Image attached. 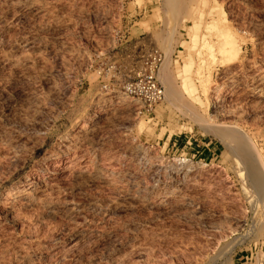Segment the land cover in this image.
<instances>
[{
  "label": "rangeland",
  "instance_id": "obj_1",
  "mask_svg": "<svg viewBox=\"0 0 264 264\" xmlns=\"http://www.w3.org/2000/svg\"><path fill=\"white\" fill-rule=\"evenodd\" d=\"M165 74L190 76L197 117ZM262 76L264 0H0V264H264V198L230 146L235 126L264 178Z\"/></svg>",
  "mask_w": 264,
  "mask_h": 264
},
{
  "label": "bare ground",
  "instance_id": "obj_2",
  "mask_svg": "<svg viewBox=\"0 0 264 264\" xmlns=\"http://www.w3.org/2000/svg\"><path fill=\"white\" fill-rule=\"evenodd\" d=\"M218 28L220 29V26ZM223 28L224 27H222V25H221V29L224 30L225 33L224 32L220 33L221 30L218 31L219 32L218 33L219 35L217 34L218 37L222 38L223 35L224 36L226 35L227 30H225ZM222 33H223V35H222ZM227 36L229 37V35H227ZM194 39H193V42H194ZM227 39L224 37L222 40H220V42L218 41L220 45H218L217 50H219L218 52H220L222 54L221 55L222 59L220 58V61L222 63L225 62V61L227 62L228 60L230 61V59L232 60V58H234V55L236 53H238L237 52V48L234 47L235 41L233 40L234 43L232 44L233 45L232 46L231 43L228 41L229 39L228 40ZM233 41L231 40V42H233ZM193 42H191V43H193ZM168 65H169V63H168ZM165 66H166V64H165ZM181 68H182V66H181ZM181 70H183V72L185 73V68L184 67ZM176 72L179 75L180 72H178L177 70H176ZM182 74H181V76L179 75L180 78L184 77V75H186V74H183V75ZM205 74H207V73L201 72L200 69H197L195 74H194L196 76L195 80L196 79L198 80V82H199L198 84H200V87L202 89V90L200 89V92L202 91L203 93L207 92L206 88L209 87L208 85L206 86V83H209V82H207L208 78H206V76L208 77V75H205ZM168 75H170V74H168ZM168 75H166L165 78L163 77L162 80H161L163 85H164V87H165V97H166V99L170 101L175 96H177L178 97L177 99H182L183 103H185V104H183V106H185V109H186L185 112L188 115H191L193 117H197V115L200 114V113H198L199 111H197V109H196L197 105H195V104H197V103L199 104L201 100L199 101V98L196 95L197 94L195 92L196 88L191 83L190 76L188 75L187 77L182 78L180 84L177 86V84H175V82L173 81V79L171 77L173 75H171V76H168ZM174 75H176V74H174ZM259 78H261V77H259ZM262 79L264 80V77ZM207 94H209V93H207ZM205 96H207V95H205ZM119 98L121 100H125L126 99V95H120ZM178 106H179V104H178ZM230 133L232 135V140H231V143H230L231 150L238 157V159L243 163V165L245 166V170H246L244 172H246L248 174V176H249L250 180L252 181V183H254V185H256L259 188V190L261 191V197L264 198V178L261 176V169H259L257 166H255V154H256V152L254 150L255 148H253L252 142L249 140V138L239 128H237L235 126L230 128ZM202 176L203 175H199V173H197L196 175H194L191 178H189V182L187 184H189V186L198 184L199 183V178H202Z\"/></svg>",
  "mask_w": 264,
  "mask_h": 264
},
{
  "label": "built area",
  "instance_id": "obj_3",
  "mask_svg": "<svg viewBox=\"0 0 264 264\" xmlns=\"http://www.w3.org/2000/svg\"><path fill=\"white\" fill-rule=\"evenodd\" d=\"M141 82H142L141 79H139L137 82L134 83L128 82L127 86L129 92L132 93L133 89H135V87L139 85ZM146 82L148 83V91H147V97L144 100V102H147V104L151 106L152 104L163 98V89L160 85L156 83L153 74L148 75Z\"/></svg>",
  "mask_w": 264,
  "mask_h": 264
},
{
  "label": "crops",
  "instance_id": "obj_4",
  "mask_svg": "<svg viewBox=\"0 0 264 264\" xmlns=\"http://www.w3.org/2000/svg\"><path fill=\"white\" fill-rule=\"evenodd\" d=\"M251 259V260H250ZM253 264L252 255L247 256V253L237 251L232 258V264Z\"/></svg>",
  "mask_w": 264,
  "mask_h": 264
}]
</instances>
